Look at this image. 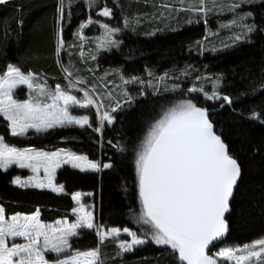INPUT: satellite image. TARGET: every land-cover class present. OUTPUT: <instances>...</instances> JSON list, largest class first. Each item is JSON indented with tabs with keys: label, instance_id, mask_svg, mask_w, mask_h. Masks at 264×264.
Returning <instances> with one entry per match:
<instances>
[{
	"label": "snow or ice",
	"instance_id": "6c2138e0",
	"mask_svg": "<svg viewBox=\"0 0 264 264\" xmlns=\"http://www.w3.org/2000/svg\"><path fill=\"white\" fill-rule=\"evenodd\" d=\"M78 2L58 0L56 6L55 55L56 62L61 64L65 73L66 87L58 83L51 88L38 73L26 71L17 63H8L6 70L0 73V117L7 122L12 137H27L30 130L41 134L72 125L92 127L91 117L76 115L73 108H94L99 117V126L94 130L102 132L105 123L115 122L113 113L122 104L134 102L135 97L127 85H140L142 95L146 94L144 87L152 88L157 94L161 90L176 92L182 88L180 83L169 84V79L175 77L168 71L156 75L149 70L148 79H144L126 76L118 69L115 75L119 84L114 79L104 81V77L111 74L108 72L98 78L100 83H97L81 76L71 61L64 65L60 60V53L66 46L64 25L71 22L74 5ZM9 3L10 0H0V5ZM84 3L90 12L98 9L103 17L113 16V8L102 0H84ZM257 4L264 8V0H153L155 12L144 17L126 16L123 28L94 20L92 15H88L76 29L79 45L69 47H78L83 59L85 45L90 43L85 29L97 25L102 29V35L94 38V47L87 53L88 59L95 61L101 51L110 52L121 47L123 41L117 37L124 29L136 31L145 20H160L165 25L164 28L154 27L146 35L153 36L165 29L179 31V14L183 12L186 14L183 18L185 24L202 20L207 25L210 14L227 17L219 22L216 31L209 29L203 41H197L201 55L204 51H221L241 42H250L254 33H264V16L257 22L254 11L245 10L246 6ZM172 20H176L175 27L170 24ZM18 23L22 26L23 19ZM222 30H227L228 35L218 44L209 40L210 36L219 38ZM8 31L5 26V38ZM88 71L95 75L94 69ZM189 75V69L180 72L182 77ZM193 79L209 82L212 87L207 90L204 84L193 83L186 89L189 94L197 93L206 100H219L221 107L225 103L233 104V96L221 91L223 74H200ZM101 83L105 91L100 90ZM108 84L122 91L123 101L118 95H113L114 89ZM20 86H27L25 99L18 98ZM70 89L83 93V97ZM248 90L252 94L257 91L264 93V66H261L257 78L249 83ZM250 119L264 122V109L251 110ZM119 150L127 149L120 145ZM132 151L139 212L131 211L135 213V222L142 226V231L96 222L95 206L83 203L84 193L80 191L72 193L77 205L71 209L75 220L63 217L46 222L41 218L39 207L30 214H9L0 203V264H104L101 246L109 239L117 243L116 255L121 258L153 243L169 249L176 264H264V236L243 244H223L215 251L211 247L222 242L229 232L228 214L233 210L234 193L241 181L243 166L210 118V109L203 106L197 97L179 99L163 110ZM14 165L31 172L26 178L21 175L14 177L12 183L20 188L51 189L60 193L65 191V187L56 183V176L64 165L97 173L113 167L111 162L101 163L66 148L20 147L6 142L5 136L0 135V169L7 172ZM81 229L93 230L98 237V245L87 250L74 248L73 238L81 235ZM122 233L130 239L121 238Z\"/></svg>",
	"mask_w": 264,
	"mask_h": 264
},
{
	"label": "trees",
	"instance_id": "16d2710c",
	"mask_svg": "<svg viewBox=\"0 0 264 264\" xmlns=\"http://www.w3.org/2000/svg\"><path fill=\"white\" fill-rule=\"evenodd\" d=\"M102 2L113 8L112 17L99 15L98 9L90 12L84 0H79L78 4L74 5L73 18L64 25L66 46L60 53L63 64L68 65L71 61L79 69L81 76L96 80L97 83H100L98 78L104 77V73L108 72L111 74L104 77V81L114 79L119 84V78L115 75L118 69L126 76L135 75L144 79H148L149 70L156 75L168 71L175 77L169 79V84L180 83L182 88L176 92L161 90L157 94L152 88L144 87L146 94L142 95L139 91L140 85H127L135 100L131 105L122 104L121 108L113 113L116 120L113 124L106 125L102 137L94 130L98 127L94 109L84 113L90 115L92 127L72 125L41 134H34L33 130H30L27 137H12L7 122L0 117V135L5 136L6 142L44 150L66 148L87 155L89 159L113 164L111 169H105L101 174L92 171L81 172L69 166L61 168L56 183L64 185L63 193L31 187L20 188L12 181L16 175L26 176L25 171L15 167L7 172L0 169V203L9 214H30L39 207L41 218L46 222L51 223L63 217L74 220L71 209L77 205L72 199V193L80 191L84 193L82 202L93 204L96 211H99L100 223L109 227L126 226L134 229L130 222L133 212L131 210L134 209L138 195L134 183L133 163L126 153L132 151L133 146L140 142L147 128L163 110L180 98L197 97L203 106L210 109V118L243 166L242 178L234 193L233 210L229 214V232L225 239L217 242L214 247L243 244L264 236V122L250 119L251 110L264 109V93L257 91L252 94L248 90L249 83L257 78L261 66H264V33H254L250 42H241L230 49L206 51L201 55L197 41L203 40L210 28H216L221 17L209 15L207 25L202 20L200 23L185 24L183 18L186 14L181 12L179 31L165 29L153 36L146 35L145 33L152 31L154 27L164 28L165 25L160 20H145L137 26L136 31L123 30L119 37L123 43L119 49L101 51L97 59L92 61L87 57L91 47L89 43L82 59L80 49L69 45H79L75 35L76 29L88 15H92L94 20L123 28L126 16L144 17L155 12L153 0ZM57 3L58 0H10L9 4L0 5V73L6 70L8 63H17L26 71L38 73L51 88L58 83L62 87L67 86L65 73L61 70V64L56 62L55 55ZM245 10L256 11L259 15L257 22L264 16V8L258 4L246 6ZM20 19H23L22 26L18 23ZM170 24L175 27L176 20L170 21ZM5 26L9 29L6 38L3 35ZM101 31L97 25H92L85 33L98 35ZM226 36L223 34L220 37L223 39ZM219 42L220 40L216 41V44ZM89 69H94L95 75H92ZM184 69H189L191 75L180 76ZM199 72L213 76L223 74L221 91L233 96V104L225 103L221 107L219 100H206L202 94H189L186 89L193 83L204 84L207 90H211L209 82L193 79ZM108 87L114 89L113 95H118L119 99L124 100L122 91L115 89L112 84H108ZM100 90H106L102 83ZM78 110L72 109L74 114L81 115ZM120 145H124L127 150L120 151ZM80 232L81 235L73 239L74 248L87 250L98 245V237L93 230L81 229ZM101 247L104 264H176V259L169 249L153 243L141 246L135 252L125 254L123 258L116 255L117 243L111 239Z\"/></svg>",
	"mask_w": 264,
	"mask_h": 264
},
{
	"label": "rangeland",
	"instance_id": "374dc122",
	"mask_svg": "<svg viewBox=\"0 0 264 264\" xmlns=\"http://www.w3.org/2000/svg\"><path fill=\"white\" fill-rule=\"evenodd\" d=\"M254 14H255V16H256V19H258L259 18V15L257 14V12L256 11H254ZM210 15H213V14H210ZM231 14H227V16H230ZM221 17V19H219L218 21H217V27L216 28H210V29H212L213 31H216L217 29H218V24H219V22L221 21V20H223V19H226L227 17L226 16H220ZM88 29V28H87ZM87 29H85V31H87ZM221 33H223V34H225V35H228V32H227V30H222V31H220V36H223V34L221 35ZM87 36H89L90 37V48H92V47H94V38L95 37H97V36H100V35H102V31L101 32H99L98 33V35H95L94 33H87L86 34ZM207 35H208V31H207ZM121 36V34H119L118 35V39H119V37ZM221 39V37H219V39L218 38H216V37H209V40H211V41H213L214 43H216V41H219ZM201 41H203V40H201ZM86 46H87V44L85 45V48H84V51H85V53H86ZM89 48V49H90ZM230 48H232V47H230ZM229 48V49H230ZM224 50V49H223ZM204 52H206V51H204ZM217 52V51H216ZM200 74H207L206 72H199L197 75H200ZM27 91H28V89H27V86H20L19 88H18V90H17V94H18V98H21V99H25V98H27ZM73 91H74V93L76 94V95H78L79 97H83V93H80V92H78V91H75L74 89H73ZM185 98V97H184ZM184 98H180V99H184ZM179 100V99H178ZM76 109H79L78 111H80V113H81V115H85L84 113H88V111L90 110V109H94V108H87V109H80V108H76ZM94 111H95V109H94ZM91 112H92V110H91ZM96 113V112H95ZM76 115H78V114H76ZM97 115V114H96ZM90 116V115H89ZM95 121H97V125L99 126V117L97 116V119L95 120ZM108 123H105V126H104V128L106 127V125H107ZM113 124V123H112ZM92 125H93V123H92ZM111 125V124H110ZM85 126H87V125H85ZM104 128H103V130H102V132H97V131H95L98 135H99V137H102V134H103V131H104ZM140 143V142H139ZM139 143H137L136 145H138ZM126 154H128V159L131 161V163H133V167H134V153H133V151H130V152H127ZM100 162H101V160H99ZM102 163V162H101ZM65 166H69V167H71V165H64L63 167H65ZM13 167H15V168H17L18 170H21V171H25L26 172V176H24V177H22V178H26L28 175H31V172H30V170H28V169H20L18 166H13ZM12 167V168H13ZM62 167V168H63ZM61 169V168H60ZM60 169H58V171L60 170ZM75 169V168H74ZM3 170V169H2ZM76 170H79V171H81L80 169H76ZM105 170V169H104ZM103 170V171H104ZM58 171H57V174H58ZM103 171H101V172H99V174H101ZM81 172H91V170H89V171H81ZM93 172V171H92ZM134 177H135V174H134ZM56 179H57V176H56ZM134 183H135V180H134ZM135 187H136V189H137V186H136V184H135ZM47 190H50V191H52L51 189H47ZM55 193H60V192H55ZM86 205H93V204H86ZM134 210H135V213H138L139 212V200H137L136 202H135V204H134ZM135 213L134 212H132V215H131V219H130V222L132 223V225H134V227L136 228H134V230H136V231H138V232H140V231H142V226L141 225H138V224H136V222H135ZM95 218H96V222H98V223H100L99 222V211H96V207H95ZM75 220V219H74ZM143 227H146V226H143ZM88 230H90V229H88ZM122 236H126L127 237V235L126 234H123L122 233ZM75 238H78V237H74L73 239H75ZM127 239H130V237H128ZM219 246H223V245H219ZM218 246V247H219ZM217 249V246L216 247H213V251H215Z\"/></svg>",
	"mask_w": 264,
	"mask_h": 264
},
{
	"label": "flooded vegetation",
	"instance_id": "af4514ba",
	"mask_svg": "<svg viewBox=\"0 0 264 264\" xmlns=\"http://www.w3.org/2000/svg\"><path fill=\"white\" fill-rule=\"evenodd\" d=\"M216 244H214L213 246H211V247H214Z\"/></svg>",
	"mask_w": 264,
	"mask_h": 264
},
{
	"label": "water",
	"instance_id": "95a60500",
	"mask_svg": "<svg viewBox=\"0 0 264 264\" xmlns=\"http://www.w3.org/2000/svg\"><path fill=\"white\" fill-rule=\"evenodd\" d=\"M228 216H229V214H228ZM217 243V242H216ZM216 243H214V244H216Z\"/></svg>",
	"mask_w": 264,
	"mask_h": 264
}]
</instances>
